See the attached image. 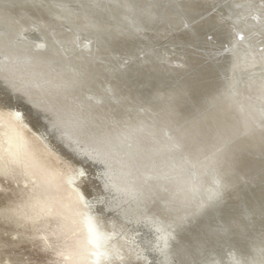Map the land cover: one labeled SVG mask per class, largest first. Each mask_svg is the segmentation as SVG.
Instances as JSON below:
<instances>
[{"label": "bare ground", "instance_id": "obj_1", "mask_svg": "<svg viewBox=\"0 0 264 264\" xmlns=\"http://www.w3.org/2000/svg\"><path fill=\"white\" fill-rule=\"evenodd\" d=\"M26 34L39 44L8 48ZM74 46L83 51L70 52ZM263 57L264 0H0V102L83 156L115 154L138 164L150 156L142 162L159 197L153 213L223 228L220 242L231 247L220 257L232 263L264 264V78L255 73ZM87 92L99 98L88 101ZM24 114L0 113L11 123L6 143L0 139V174L12 162L37 183L64 180L65 169L43 134L29 132ZM168 155L178 164L166 167ZM190 166L198 183L159 184ZM209 191L221 195L222 227L214 216L204 221L207 205L195 207ZM46 205L31 208V219ZM84 226L81 249L95 251L98 229L91 220Z\"/></svg>", "mask_w": 264, "mask_h": 264}, {"label": "rangeland", "instance_id": "obj_2", "mask_svg": "<svg viewBox=\"0 0 264 264\" xmlns=\"http://www.w3.org/2000/svg\"><path fill=\"white\" fill-rule=\"evenodd\" d=\"M142 34L147 33L143 31ZM208 38L214 39L213 35H209ZM16 42L9 43L8 48H22L25 42L29 43L30 48L39 44L36 43L32 34H26L18 38ZM244 42L245 40L240 41V43ZM233 49L229 47L228 51ZM69 51L82 52L83 48L74 46ZM58 68L56 64L49 65L51 70H59ZM70 68H72L71 65ZM255 73L256 77L264 78L262 76L264 61L261 69ZM108 90L111 91L112 88ZM82 96L88 101L99 98L92 92ZM82 96L79 100L83 101ZM241 97L244 98L242 95ZM1 111L21 115L25 113L18 107H6L0 102V113ZM23 123L30 133L43 134L45 142L50 147V156H54V159L57 157L55 160L65 169L67 178L50 185L40 184V182L37 183L36 178L26 175L23 165L8 163L7 174H0V264H242L241 261L232 263V260L229 262L220 257L223 248L227 250L231 247L225 242H220L224 236L223 228L212 232L189 218L175 224L167 217L163 218L154 214L158 212L155 200H159V197L151 188L152 180L148 176L149 170H152L150 164L142 162V160L151 162L150 156L141 157V164L125 160L115 154H106L105 157H100L98 154L83 156L78 150L73 148L71 150V147L60 142L55 134L50 133L48 129L25 114ZM10 132L11 123L0 116V139L3 144L6 143L4 140L6 134ZM33 144L38 157L43 159L38 145L36 142ZM60 153H64L65 156H61ZM164 160L165 165H168L166 167L178 164V159L171 155ZM190 167L181 172L164 175L160 178L159 184L183 182L186 179L198 183L196 182L198 169L196 166ZM211 174V171H205V176L208 178H213ZM104 185L105 188H103ZM71 189L76 194V202L72 200L74 195L70 193ZM206 196V199L205 197L199 199L195 207L207 205L209 212L203 216L204 221L214 216L222 227L221 221L224 218L222 210L219 209L222 203L221 195L215 191H209ZM164 199L167 201V196ZM43 201L47 203L46 211L36 220H32L31 208L36 212ZM163 208L165 207L161 210ZM168 209L165 208V210ZM173 210H177V207L169 209L170 213H173ZM121 214L126 217L123 218L126 220L120 219ZM23 219L26 221L24 222ZM88 220H91L92 226L98 229L97 238L102 241L99 246L91 244L95 248L92 252L81 249V236L86 232L84 224ZM89 233L91 234L90 231ZM143 242H146L145 245ZM211 244L215 246L209 250ZM153 256L154 258H151Z\"/></svg>", "mask_w": 264, "mask_h": 264}]
</instances>
